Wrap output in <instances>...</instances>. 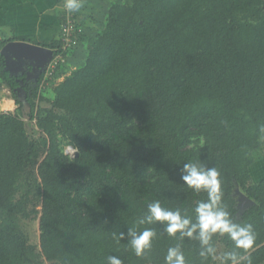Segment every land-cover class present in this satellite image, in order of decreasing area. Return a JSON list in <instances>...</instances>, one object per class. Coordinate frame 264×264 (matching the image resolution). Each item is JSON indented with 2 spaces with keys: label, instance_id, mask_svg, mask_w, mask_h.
Wrapping results in <instances>:
<instances>
[{
  "label": "trees",
  "instance_id": "trees-1",
  "mask_svg": "<svg viewBox=\"0 0 264 264\" xmlns=\"http://www.w3.org/2000/svg\"><path fill=\"white\" fill-rule=\"evenodd\" d=\"M104 26L78 34L68 51L58 40L46 45L65 58L79 44L85 50L50 100L38 86L43 72L32 86L26 73L9 74L0 52V84L16 104L0 113V264H107L109 255L164 264L176 244L187 264H219L202 261L198 241L138 223L156 199L195 218L207 194L179 173L196 161L219 170L223 203L253 225V264H264V176L254 181L250 171L264 145V0L116 2ZM240 194L251 202L242 209ZM33 221L37 244L26 229ZM129 228L157 233L143 258L120 239ZM213 243L232 247L226 236Z\"/></svg>",
  "mask_w": 264,
  "mask_h": 264
},
{
  "label": "clouds",
  "instance_id": "clouds-1",
  "mask_svg": "<svg viewBox=\"0 0 264 264\" xmlns=\"http://www.w3.org/2000/svg\"><path fill=\"white\" fill-rule=\"evenodd\" d=\"M62 7L67 14L79 13L84 7V0H63ZM258 132V140L264 141V125L259 126ZM220 175L216 167H207L201 161L185 163L179 173L180 180L188 189L207 194L206 200L196 203L193 209L195 218L179 207L174 210L164 207L156 199L148 203L147 213L138 223L151 225L158 222L169 237L177 238L179 234L178 239L181 241L185 238L198 241V254L202 261L211 258L219 264H253L251 252L256 243V232L251 223L237 222L227 210L223 203ZM156 235L153 228H144L142 231L129 228L126 234H119L121 240H127L138 258H143L152 248ZM216 235L226 236L232 242L231 249L219 252L213 243ZM106 259L107 264H123L117 256L109 255ZM164 264H187L181 244L167 249Z\"/></svg>",
  "mask_w": 264,
  "mask_h": 264
},
{
  "label": "crops",
  "instance_id": "crops-1",
  "mask_svg": "<svg viewBox=\"0 0 264 264\" xmlns=\"http://www.w3.org/2000/svg\"><path fill=\"white\" fill-rule=\"evenodd\" d=\"M124 1L126 0H84V7L81 9V14L78 13L80 14L79 19H84L88 14L92 13L95 18L99 19L101 25L97 29H92L88 26L85 29V23L83 24L78 21L79 26L83 27L81 34L92 37L94 34L89 33V30L93 31L96 34L101 32L105 27L104 25L106 20V13L109 7L113 3ZM62 2L63 0H1L0 30H2L3 35L0 36V40H9L8 42H28L44 48H47L46 45L57 42L59 32L58 25L63 15V10L61 8ZM79 46V48L83 49L84 51L83 45L79 44ZM6 55L7 57L10 56L8 53H6ZM8 60V58L4 57L3 61L8 65ZM27 67L28 66H26L25 68L27 69ZM62 70L64 71V69ZM17 71L18 70H16L15 72ZM41 72H43L42 74H44L45 70ZM22 73H26V76L28 78H30L29 74L32 78L34 77V79H37L38 76H34V74L37 72L31 70V67H29V71L24 70L19 75H21ZM9 74L11 76H15L17 73L13 74L11 72ZM56 76H58V74ZM27 80L29 81V79ZM42 81L43 80L38 83L39 89ZM36 83L37 82H35L34 80L32 86H35ZM47 89L48 87L46 88V90ZM0 94H2L0 95V113H3L1 111L7 109H9L7 112H13L14 108H16L14 107L15 103L10 97H6V88H4L1 84Z\"/></svg>",
  "mask_w": 264,
  "mask_h": 264
},
{
  "label": "rangeland",
  "instance_id": "rangeland-1",
  "mask_svg": "<svg viewBox=\"0 0 264 264\" xmlns=\"http://www.w3.org/2000/svg\"><path fill=\"white\" fill-rule=\"evenodd\" d=\"M129 1L130 0H126L124 2H129ZM79 13L81 14V11ZM78 21H80L83 24L85 23V25L87 24L86 26L84 25L85 29H86L87 26L89 28H92V29L93 28L97 29L101 25V23L99 22V19L95 18L92 13L88 14L86 16V18H84V19H79V18L76 19V23H78ZM90 23H91V25H90ZM78 29H79V33L78 34H81L83 27L78 26ZM89 33H93L94 35H96V33H94L93 31H90V30H89ZM0 34H1L0 36L3 35L2 30H0ZM79 47L80 46H78L76 49H72V51L69 53V55H67V57L65 58V62L59 64L58 70L56 71V74L54 76V80L49 81L50 82V87H48L47 90L43 91V94H44L43 96L46 99L50 100L53 97V95H54L53 88L59 82H61L66 75H68L75 68L81 67L84 64L85 50L83 51V49H81ZM7 58L9 59L7 67L11 70L10 72H12L13 74L17 73L16 75H19L24 70L29 71V67H27V69L25 68L26 65L24 64V61H22V60H20V61H16V60L12 61L10 56H8ZM46 67H47V65H46ZM60 69H61V71H62V69H64L65 72H64L63 75L59 74V73H61ZM16 70H18V71L15 72ZM39 73L40 72L37 71V73H35L34 76L38 75ZM57 74H59V75L56 76ZM29 76H30V78H29L28 83L31 85L35 79H34V77L32 78L30 74H29ZM36 85H37V83H36ZM3 94H4V90H3ZM6 94H7L6 97L8 98L9 97V91L7 89H6ZM0 95H2V94H0ZM19 96H20L21 100L24 98V95L22 93H20ZM14 107H16V104H14ZM8 110L9 109L1 111V112L8 113L7 112ZM14 110H15V108H14ZM26 127H27V132L28 133L36 135V128H35V126L33 124H29V125L27 124ZM63 152L66 155L72 156V153L75 152V150L72 147H70L69 145H64ZM250 171H251L252 179L254 181H257V180L261 179L262 176H264V145L261 146V148L258 151L254 152V163L252 164V166L250 168ZM26 229H27V231H28V233L30 235L31 242L33 244H37L38 243L37 221L29 222L26 225Z\"/></svg>",
  "mask_w": 264,
  "mask_h": 264
},
{
  "label": "water",
  "instance_id": "water-1",
  "mask_svg": "<svg viewBox=\"0 0 264 264\" xmlns=\"http://www.w3.org/2000/svg\"><path fill=\"white\" fill-rule=\"evenodd\" d=\"M0 52L5 58H7L6 53H8L12 61H24V64L28 67H31V70H34L35 72L43 71L53 56L51 49L21 41H12L6 43ZM5 69L11 73V70L7 67V64H5ZM239 196L241 209L243 206L251 203L245 196L241 194Z\"/></svg>",
  "mask_w": 264,
  "mask_h": 264
},
{
  "label": "built area",
  "instance_id": "built-area-1",
  "mask_svg": "<svg viewBox=\"0 0 264 264\" xmlns=\"http://www.w3.org/2000/svg\"><path fill=\"white\" fill-rule=\"evenodd\" d=\"M62 5H63V2H62ZM62 5H61V8L63 10ZM73 16H74V13L67 14L63 10V15L58 25L59 27L58 41L60 42L61 49L63 51H68L69 49L76 47L78 43L79 29L75 27L76 21L74 20ZM63 62H65V57L62 56L61 54L56 53L52 56L51 60L47 64V67L45 68L44 77L42 79L43 81L40 84L41 90H44L50 86L49 81L54 80L57 67L59 66L60 63H63Z\"/></svg>",
  "mask_w": 264,
  "mask_h": 264
}]
</instances>
